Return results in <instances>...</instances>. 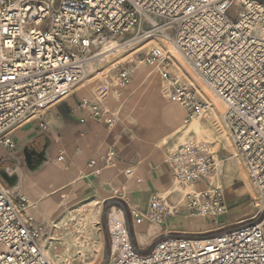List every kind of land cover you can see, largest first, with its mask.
<instances>
[{
    "label": "built area",
    "instance_id": "built-area-1",
    "mask_svg": "<svg viewBox=\"0 0 264 264\" xmlns=\"http://www.w3.org/2000/svg\"><path fill=\"white\" fill-rule=\"evenodd\" d=\"M154 39L169 43L224 101V120L257 190V213L210 235L165 234L147 247L135 244L132 223L165 224L183 210L198 217L227 212L223 187H195L217 168V151L207 141L188 140L166 159L176 185L194 188L178 202L153 193L146 208L111 207L105 264H264V0H0V146L14 151L18 128L91 75L102 97L111 88L124 91L136 61L115 57L111 75L108 54L136 51ZM145 60L166 81L168 98L185 108V123L208 112V102L174 70L167 48L151 46ZM80 107L109 129L118 123L101 101L83 98ZM116 159L111 147L89 167L99 173ZM43 237L27 201L14 197L0 174V264H54Z\"/></svg>",
    "mask_w": 264,
    "mask_h": 264
},
{
    "label": "rangeland",
    "instance_id": "rangeland-1",
    "mask_svg": "<svg viewBox=\"0 0 264 264\" xmlns=\"http://www.w3.org/2000/svg\"><path fill=\"white\" fill-rule=\"evenodd\" d=\"M155 45L164 46V42L154 39L136 51H126L118 55L122 58L135 60L137 66L131 83L124 91L111 88L107 95L102 97L98 80L93 75L74 91H79L83 98L103 102L107 109L114 114L118 120L119 132L118 134L111 132V135L113 138L115 137L116 143L119 138L117 135L122 134L133 142L136 140L144 146L159 147L167 153L169 149L176 148L188 140L198 139L211 143L212 149L218 151L220 155L219 158L217 157L219 159L218 169L225 162L231 164L233 159L241 158L227 123L222 116L225 124L218 115L212 113L211 108L206 114L196 116L185 123L186 110L181 104L168 98L165 92L167 84L145 60L149 48ZM171 54L174 56V60L178 61L174 53L171 52ZM113 65L114 62L105 64L106 71L111 75H115ZM143 70L146 75L141 77L140 73ZM174 70H177L176 66H174ZM182 77L189 83L185 75ZM195 80L196 86L192 83L189 84L193 85L201 98L206 100L197 89L202 81L200 78ZM153 82L158 88L164 90L157 98L153 92ZM90 88L92 89L91 92ZM136 97L137 99H135ZM214 99L213 101H215ZM175 107L180 110L176 119L165 115V109ZM223 109L221 105V111ZM144 125H149L150 128H159L158 137L152 138L147 132H144L147 129ZM158 125L160 127H157ZM143 132L144 135H142ZM225 143L228 147H225ZM115 144L112 145L115 146L114 148H116ZM48 163V160H44L40 167H34L35 169L30 167V169L33 173H37L40 172L39 169L48 167ZM10 164L14 165L10 160L1 163L0 171L12 170L8 167ZM115 164L116 161L108 165L102 164L99 173L92 172L89 165L84 170L69 169L66 171H59L53 166H49L44 174H30V178L27 181H22L20 187L16 189L13 188V183L4 179L7 186L12 190L13 196L23 197L27 201L29 212L36 218L37 222L42 223L44 231L42 243L54 264H105L108 261L111 250L109 237L110 209L129 201L125 190L116 186L114 174L103 177V171L111 169ZM242 167L255 199L257 190L247 175L243 159ZM218 169L209 175L215 186H221V183L216 182L213 177ZM48 177L53 180L48 181ZM193 188V186H188L181 189L177 185L175 186V189L181 190L183 195ZM54 196H57V199ZM52 197L54 200L50 201L49 199ZM43 200H47L50 205H53L52 212L49 215H45L43 212L36 215L35 211H40ZM117 207L119 208V206Z\"/></svg>",
    "mask_w": 264,
    "mask_h": 264
},
{
    "label": "crops",
    "instance_id": "crops-1",
    "mask_svg": "<svg viewBox=\"0 0 264 264\" xmlns=\"http://www.w3.org/2000/svg\"><path fill=\"white\" fill-rule=\"evenodd\" d=\"M143 72L144 70L140 76ZM198 87L205 93L206 89L203 86ZM89 90L92 91L91 88ZM81 99H83V95L79 91H74L70 96L45 110L39 119H33L18 128L14 133L16 141L14 151L0 146V164L10 160L14 165L8 166L12 168L8 172L11 175H18V182L13 188H19L22 181H27L30 178V174L46 173L49 166H53L59 171L84 170L92 158L103 156L109 148L113 147L116 140H114L115 137H112L111 132L118 134L119 124L117 123L114 129H109L104 123L91 116L87 110L80 107ZM177 110L175 107L167 112L165 110L164 113L176 119L180 113ZM221 113L222 111L218 116L224 123ZM138 120L142 122L141 119L138 118ZM145 127L147 129L144 132H147L150 137H158L159 128H150L149 125ZM144 132L142 135L145 134ZM117 136L119 138L115 144L118 154L116 164L111 169L104 170L103 177L114 174L116 186L123 188L128 196V204L146 208L153 193L167 197L172 203L182 200L184 195L181 190L175 189L174 173L171 165L167 162L166 151L155 146H144L136 140L133 142L122 134ZM225 147L228 145L226 144ZM29 149L38 152L44 151L49 166L39 169L40 172L33 173L31 170L40 167L41 164L32 166L31 163L32 169H30L25 155L26 151H30ZM60 156L63 158L60 159ZM219 156L217 151V157L219 158ZM38 160V156H34L31 162ZM223 161L225 162V160ZM229 163L225 162L219 169L218 164L216 168L218 171L213 174L215 181L221 183V187L225 191L228 207L225 214L216 217H198L192 216L188 210H183L169 217L165 224L147 221L140 225L132 223L135 244L138 247H147L165 234L206 236L252 220L257 212L252 188L242 167V159H233V163ZM52 180L48 177V181ZM211 185L215 186L208 176L205 180L197 182L195 187L204 189ZM54 198L57 199V196ZM54 198L49 200L53 201ZM48 202L43 200L40 211H35V214L39 215L43 212L45 215H49L53 205ZM122 205L126 204L122 203Z\"/></svg>",
    "mask_w": 264,
    "mask_h": 264
},
{
    "label": "bare ground",
    "instance_id": "bare-ground-1",
    "mask_svg": "<svg viewBox=\"0 0 264 264\" xmlns=\"http://www.w3.org/2000/svg\"><path fill=\"white\" fill-rule=\"evenodd\" d=\"M156 47H162V45H155ZM163 47H167V49L169 50V51H171V52H173L174 53V55L177 57V60L178 61H175V65L174 66H176V68H177V72L181 75V76H184L185 75V77H187L188 78V80H189V83H192V84H194L195 86H196V80L195 79H197V78H199L198 77V75L196 74V72L192 69V67L190 66V64L169 44V43H167V42H164V46ZM125 53L126 51L125 50H123V49H119V50H115V51H113V52H111L110 54H108V57H107V59H108V61L109 62H112L114 59H115V57H120V56H118L120 53ZM159 74V73H158ZM146 75V73L145 72H143L142 73V75H141V77H143V76H145ZM163 79V78H162ZM164 80V79H163ZM201 80V79H200ZM165 81V80H164ZM202 81V80H201ZM165 83H166V81H165ZM200 86H203L206 90H205V93H203L201 90H200V87H198L197 86V89L199 90V92L202 94V96L206 99V101L208 102V104H209V108H212V111H213V113L215 114V115H218L217 113L219 112V111H221V105L222 106H224L223 108L225 109V104H224V101L221 99V98H219L214 92H213V90L211 89V88H209L203 81H202V83L201 84H199ZM152 86H153V92H154V94H155V98H157V97H159V95L161 94V93H163V89H161V88H158L156 85H155V83L153 82V84H152ZM213 98H215L214 100L215 101H213ZM135 99H137V97L135 98ZM215 104V105H214ZM165 108V107H164ZM164 108H163V110H164ZM178 109V108H177ZM185 109V108H184ZM224 109H223V111H224ZM166 110V112L168 111V110H173V108H167V109H165ZM179 110V109H178ZM177 110V111H178ZM180 111V110H179ZM223 111H222V117H223V119H224V116H223ZM178 116V115H177ZM225 121V120H224ZM215 123V122H214ZM194 124V123H193ZM196 124H197V122H196ZM196 126V125H195ZM200 126V125H199ZM221 126V125H220ZM157 127H160L159 125L157 126ZM223 128V127H222ZM224 131V130H223ZM227 132V131H226ZM226 134V133H225ZM219 135H221V134H219ZM223 135V134H222ZM229 137V136H228ZM226 138V137H225ZM224 138V139H225ZM228 139V138H227ZM36 163V164H35ZM44 163V161H42L41 159L40 160H38V161H34V162H32V166H37V165H40V164H43ZM7 175H8V177H9V179H10V181H11V183H13V187L17 184V182H18V175L17 174H13V175H11L8 171H7Z\"/></svg>",
    "mask_w": 264,
    "mask_h": 264
},
{
    "label": "water",
    "instance_id": "water-1",
    "mask_svg": "<svg viewBox=\"0 0 264 264\" xmlns=\"http://www.w3.org/2000/svg\"><path fill=\"white\" fill-rule=\"evenodd\" d=\"M25 155H26V162L29 167H31V163H32L31 161L33 160L34 156H38L39 160L40 159L42 161L46 160V154L44 153V151H41V152H38L37 150H32L31 152L26 151ZM0 174L5 180H7L8 182H11L6 171H1Z\"/></svg>",
    "mask_w": 264,
    "mask_h": 264
},
{
    "label": "flooded vegetation",
    "instance_id": "flooded-vegetation-1",
    "mask_svg": "<svg viewBox=\"0 0 264 264\" xmlns=\"http://www.w3.org/2000/svg\"><path fill=\"white\" fill-rule=\"evenodd\" d=\"M30 151H32V149H29Z\"/></svg>",
    "mask_w": 264,
    "mask_h": 264
}]
</instances>
